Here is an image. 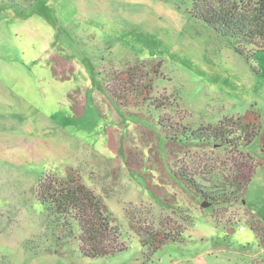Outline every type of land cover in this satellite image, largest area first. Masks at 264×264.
Masks as SVG:
<instances>
[{
    "label": "rangeland",
    "instance_id": "rangeland-1",
    "mask_svg": "<svg viewBox=\"0 0 264 264\" xmlns=\"http://www.w3.org/2000/svg\"><path fill=\"white\" fill-rule=\"evenodd\" d=\"M135 61L161 75L151 99L163 108L110 100V90L127 88L112 76ZM250 109L264 123V52L246 61L187 5L0 0V264H264V237L250 224L255 217L264 226L257 140L234 150L177 145L158 125L173 133L226 118L231 125ZM256 162L243 199L210 208L175 177L195 173L221 191L228 175ZM70 170L117 218L125 251L82 258L78 243L57 240L58 229L47 226L36 188L46 174ZM133 217L181 230L182 244L148 256L128 229Z\"/></svg>",
    "mask_w": 264,
    "mask_h": 264
},
{
    "label": "trees",
    "instance_id": "trees-1",
    "mask_svg": "<svg viewBox=\"0 0 264 264\" xmlns=\"http://www.w3.org/2000/svg\"><path fill=\"white\" fill-rule=\"evenodd\" d=\"M187 5L188 14L209 27L221 38L229 40L233 49L248 61L255 53L264 52V0H175ZM248 48L250 52L245 49ZM147 62L135 61L128 69L112 76L123 87L119 92L110 90L109 98L115 104L127 107L130 104L143 106L151 99L153 83L161 75ZM148 66V68H147ZM147 68V69H145ZM153 75V77H150ZM145 105V104H144ZM156 109L163 108L164 103L152 100L149 104ZM230 120H221L205 129H185L174 132L166 130L158 122L164 140L174 144L194 145L198 142L211 143L223 148L241 149L252 146L257 140L260 153L264 155V123L262 117L253 110ZM165 142V143H166ZM254 145V144H253ZM247 159H251L247 156ZM261 164H245L234 174L227 176V182L221 191H211L199 181L201 175L195 173H176L175 177L187 192L199 197L201 205L214 207L220 204L235 203L243 199L246 187ZM226 188V189H225ZM231 190L229 193L227 189ZM216 195H213V194ZM35 197L44 207L47 226L58 229V238L62 242L78 243L82 258H108L127 247L120 242L121 227L117 218L108 209L100 195L94 193L81 182L76 172L69 171L64 177L46 174L39 182ZM252 230L264 237V226L254 219L250 223ZM128 229L138 237L147 255L151 256L166 244H182L181 230L155 227L153 224L141 225L135 218L128 219ZM62 235H61V234Z\"/></svg>",
    "mask_w": 264,
    "mask_h": 264
}]
</instances>
